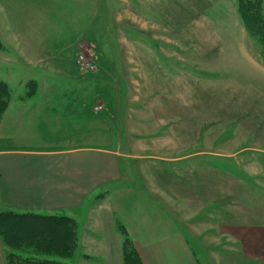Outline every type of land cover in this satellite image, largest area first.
Returning a JSON list of instances; mask_svg holds the SVG:
<instances>
[{"label": "crops", "instance_id": "obj_1", "mask_svg": "<svg viewBox=\"0 0 264 264\" xmlns=\"http://www.w3.org/2000/svg\"><path fill=\"white\" fill-rule=\"evenodd\" d=\"M22 23L21 31L9 24L0 33V62L11 64L4 73L8 77L2 80L10 84L15 79V67L17 71L23 68L20 60L26 65L34 63L41 70L44 91L53 88L49 78L53 75L74 76V91L94 75L103 87L93 111L95 115L107 114L94 118L105 127H84L81 111L75 114L61 109L82 107L80 98L34 100L39 83L33 79V72L23 70L15 81L18 88H25L30 79L36 80L37 87L32 96L11 91L0 123V211L74 217L78 248L81 245L85 251L78 264L98 259L99 264H121V238L119 234L115 237L118 221L128 230L144 264H264V167L257 159L242 154L244 161L248 160L241 168L244 161L229 160L238 157L240 151L221 146L214 174H209V164L204 163L201 179L194 185V180L187 184L172 170L162 168L155 156L145 161L140 152H127L118 128L126 100L121 93L112 103L113 96L107 89L108 82L113 86L112 77L118 71L111 66V54H97L100 68L83 71L78 54H52L46 47L44 54L42 47L32 44L37 41L32 42L33 31L25 24L31 22ZM46 23L49 27L57 24ZM5 43L15 52L6 54ZM79 43L88 46L90 41L81 37L71 43L78 53ZM39 50L41 54H31ZM0 70L4 71L2 67ZM261 100H252L251 105L257 106V137L264 144ZM99 105L101 110L96 109ZM113 120H117V131ZM131 137L136 140V135ZM245 150L253 157L264 158L263 149ZM241 171L247 178L238 174ZM246 203L250 209L243 206ZM197 252H203V262ZM0 264H7L1 238Z\"/></svg>", "mask_w": 264, "mask_h": 264}, {"label": "rangeland", "instance_id": "obj_2", "mask_svg": "<svg viewBox=\"0 0 264 264\" xmlns=\"http://www.w3.org/2000/svg\"><path fill=\"white\" fill-rule=\"evenodd\" d=\"M7 1L8 4L0 0V33L9 24L21 31L22 22H31L25 24L33 31L32 42L37 41L33 45L42 47L44 54L45 47L52 54H67L66 57L85 54L96 68L84 71L100 68L95 60L97 54H111V66L118 71L112 77L113 86L108 82L107 89L113 96L112 103L121 93L126 100L118 128L127 152H140L145 161L155 156L162 168L172 170L183 182L190 184L194 180V185L201 179L204 163L209 164V174H214L212 169L218 163L216 153L221 146L231 148V152L240 151L238 157L229 159L231 162L237 160L241 164L246 158L242 154L246 153L247 158L257 159L264 167V158L253 157L245 150L251 147L264 150L262 140L257 137L259 124L254 120L257 106L251 105L252 100L261 99L264 104V57L260 45L243 25L238 0ZM49 21H56V26L49 27L46 23ZM81 37L90 43L88 46L79 43L78 53L70 44ZM0 43L3 46L1 38ZM64 43L67 46L62 51ZM5 45L6 54L15 52ZM41 53L39 50L31 54ZM1 62L3 81L11 64ZM20 63L23 68L17 71L15 67V79L7 82L14 94L28 92L27 82L31 79L25 88H18L15 81L23 70H29L39 83L34 100L80 98L82 107L61 109L75 114L81 111L79 118L84 127H105L94 121L96 116L107 114L95 115L93 111L103 87L94 75L90 74L92 79L76 91L74 76L53 75L49 77L53 88L44 91L43 74L36 64L26 65L22 60ZM67 64L72 63L67 60ZM112 112L118 117L116 110ZM116 122L112 124L115 131ZM132 135H136L135 141ZM238 174L247 178L245 171ZM243 206L250 209L248 203ZM118 234L122 245L123 235L118 231L116 239ZM17 252L21 257L78 264L85 251L77 243L70 258L36 254L31 249ZM197 253L203 262V252ZM119 254L122 264V251Z\"/></svg>", "mask_w": 264, "mask_h": 264}, {"label": "trees", "instance_id": "obj_3", "mask_svg": "<svg viewBox=\"0 0 264 264\" xmlns=\"http://www.w3.org/2000/svg\"><path fill=\"white\" fill-rule=\"evenodd\" d=\"M238 12L246 31L255 38L264 57V2L263 0H238ZM0 43V47H1ZM0 80V123L8 107L11 90ZM27 95L32 96L36 80L27 82ZM77 221L74 217L37 212L0 211V238L5 247L7 264H70L47 258L21 257L17 251L33 250L36 254L73 256L78 243ZM123 235L122 264H144L141 253L127 233L126 227L117 222Z\"/></svg>", "mask_w": 264, "mask_h": 264}, {"label": "built area", "instance_id": "obj_4", "mask_svg": "<svg viewBox=\"0 0 264 264\" xmlns=\"http://www.w3.org/2000/svg\"><path fill=\"white\" fill-rule=\"evenodd\" d=\"M78 64L83 71L94 70L96 68L94 61L89 59L85 54H80L78 56ZM102 108V105L96 107L97 110H101Z\"/></svg>", "mask_w": 264, "mask_h": 264}]
</instances>
